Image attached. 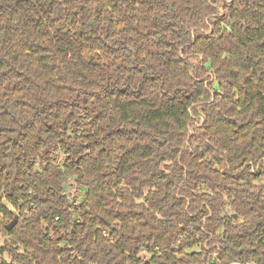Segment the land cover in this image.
Returning <instances> with one entry per match:
<instances>
[{
	"label": "trees",
	"instance_id": "trees-1",
	"mask_svg": "<svg viewBox=\"0 0 264 264\" xmlns=\"http://www.w3.org/2000/svg\"><path fill=\"white\" fill-rule=\"evenodd\" d=\"M0 236V264H264V0H0Z\"/></svg>",
	"mask_w": 264,
	"mask_h": 264
},
{
	"label": "rangeland",
	"instance_id": "rangeland-1",
	"mask_svg": "<svg viewBox=\"0 0 264 264\" xmlns=\"http://www.w3.org/2000/svg\"><path fill=\"white\" fill-rule=\"evenodd\" d=\"M49 151L51 157L57 159L58 162L62 161L63 156L60 150H56L55 148H50ZM67 187H68V191L73 195L74 198H76L78 202H80L83 199V192H84L83 187L78 185H70V184H68ZM4 242H5V237L0 236V246H2ZM2 257L7 259V254H3Z\"/></svg>",
	"mask_w": 264,
	"mask_h": 264
},
{
	"label": "water",
	"instance_id": "water-1",
	"mask_svg": "<svg viewBox=\"0 0 264 264\" xmlns=\"http://www.w3.org/2000/svg\"><path fill=\"white\" fill-rule=\"evenodd\" d=\"M235 217L236 216L234 215V218ZM15 223H16V219H14L12 222H10L8 225H6V230H10L14 226Z\"/></svg>",
	"mask_w": 264,
	"mask_h": 264
},
{
	"label": "built area",
	"instance_id": "built-area-1",
	"mask_svg": "<svg viewBox=\"0 0 264 264\" xmlns=\"http://www.w3.org/2000/svg\"><path fill=\"white\" fill-rule=\"evenodd\" d=\"M232 264H254L252 262H246V263H232Z\"/></svg>",
	"mask_w": 264,
	"mask_h": 264
}]
</instances>
